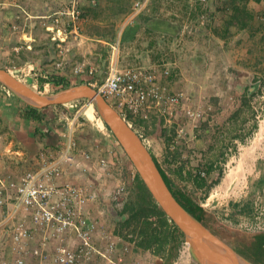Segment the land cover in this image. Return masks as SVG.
I'll return each instance as SVG.
<instances>
[{
    "label": "crops",
    "instance_id": "crops-1",
    "mask_svg": "<svg viewBox=\"0 0 264 264\" xmlns=\"http://www.w3.org/2000/svg\"><path fill=\"white\" fill-rule=\"evenodd\" d=\"M135 1L83 0L82 32L77 40L72 36L68 37L71 47L61 55L56 41L40 24L39 16L68 4L69 0H0L1 66H22L32 60V67L39 68L42 76L51 81L40 79L39 82L44 83H39L38 88L34 89V84L35 87L38 84L34 82L33 88H30L39 95H50L62 89L101 82L105 75L99 76L95 64L104 55L103 51L108 50V55L105 54L108 64L113 58H117L119 64L124 45L137 40L139 46L135 56L140 57L137 61L154 66L157 82L164 91L173 92L177 80L186 82L187 79L183 67L184 64L187 65L190 52H193L190 46L192 33L224 36L229 32V28H225V19L230 12L225 11L227 14L220 16L223 8H217L216 5L212 7L216 0L205 3L169 0L179 3V6L175 4L177 9L172 4L163 7V0H148L145 7L137 13L133 11ZM152 1L158 3L151 5ZM235 2L240 3L239 0ZM230 7L232 8V3ZM202 18L205 22H201ZM195 20L197 24L193 25ZM205 24L208 32L204 31ZM13 25H17V29L12 28ZM131 25H136L137 28L129 39L122 40V33ZM241 30L238 26L234 32L232 39L235 43L242 42ZM200 40L204 42L203 38ZM164 58L171 60L175 66L169 75L162 74L163 66L160 62ZM90 67L96 68L93 73L89 72ZM77 68L80 70L76 71ZM48 76H59L64 81L56 84L53 77ZM47 85L52 91H48ZM112 100L111 103L115 106L116 99ZM65 103L33 106L0 81V186L6 185L9 180L17 181L25 170L36 167L40 162L41 152H56L63 130L71 127L79 146L88 150L91 157L86 159L79 152H74L72 161L65 163V171L58 179L72 180L95 192V197L88 201L87 208L100 219L103 229L122 238L117 243L116 255H123L124 264H172L178 246L171 253L172 241L161 244L160 238L165 226L160 224L155 213H150L155 198L149 194L148 187L140 181L137 172L132 174L131 160L122 144L110 133L108 126H105L106 130L102 128V119L93 114L88 105L83 109L85 118L77 110L65 109L62 106ZM154 109L157 108L150 107L149 111ZM129 114L132 113L127 112L124 117L127 119ZM159 115L161 114L158 113ZM126 121L131 124L129 119ZM210 159L207 163L213 161ZM122 181L127 189L125 203L122 208H117L112 200V192ZM13 196L15 192L11 190V200ZM3 213L0 207V218L4 216ZM22 218L31 226L30 217L19 211L2 226V233ZM172 228V224L168 223L167 229ZM73 238L72 234L69 246L76 248L77 243L71 242ZM36 243L29 244L25 249V256L32 263L37 261V253L41 250ZM94 243L103 245L97 235ZM124 244L129 246L125 253L121 250ZM51 250L52 242L46 251ZM16 253V248L8 238L7 242L0 244V264H15Z\"/></svg>",
    "mask_w": 264,
    "mask_h": 264
},
{
    "label": "rangeland",
    "instance_id": "rangeland-1",
    "mask_svg": "<svg viewBox=\"0 0 264 264\" xmlns=\"http://www.w3.org/2000/svg\"><path fill=\"white\" fill-rule=\"evenodd\" d=\"M163 1V7L172 4L177 9L176 6H179V3L173 1ZM155 3L158 2L152 1L151 5ZM231 3V0H216L212 7L216 5L217 8H223L219 15L227 14L225 11L230 12ZM210 4L209 2V6ZM246 6L252 18L241 27L242 42L235 43L232 39L238 27L234 24L224 36L192 33L190 46L193 52H190L187 65L184 64L183 67L186 82L177 80L173 87L174 91H183L185 97L175 106L169 121L158 116L155 109L148 112L145 122L147 126L136 125L132 119L129 120L132 128L142 134L141 139L148 150L170 172L175 183L191 193L204 208L207 214L205 225L234 247H243L251 241L253 234L258 233L244 229L239 222L250 212L247 209L255 194L264 192V182L260 181L264 175V0H248ZM39 19L43 25L42 19ZM192 24L196 25V20ZM204 27V31L208 32L207 24ZM138 46L137 40L124 45L120 55L121 66L142 64L137 61L140 57L135 56L138 54ZM103 52L101 53L104 55L95 64L99 76L105 75L107 71L108 60L105 57L108 50ZM208 55L216 57L207 58ZM4 56L7 58V54ZM32 63L31 60L22 66H1L0 61V67L7 69L31 88L34 82H38L37 87L34 84V89H37L39 83H44L39 80L46 77L42 76L39 68L32 67ZM179 76L183 77L181 74ZM48 89L52 91L50 87ZM106 99L113 106L111 101L114 98ZM62 106L79 111L85 118L83 109L88 107L102 119V128L107 126L94 103L87 98L69 101ZM187 107L200 110L201 117L195 121L188 119L185 116ZM178 127L186 131L184 136L176 135ZM108 130L114 134L110 128ZM164 130L167 136H171V147L172 144L182 146L180 156L187 168L199 167L206 170L208 159L213 160L211 163L214 167L206 174L207 184L204 187L199 188L190 180H181L171 172L176 165L173 160L166 158V137L162 134ZM130 170L137 172L132 160ZM229 172L232 174L227 178L226 174ZM182 250L178 242L173 260L181 255L183 264H200L193 258L190 249L186 250L185 247L184 253Z\"/></svg>",
    "mask_w": 264,
    "mask_h": 264
},
{
    "label": "built area",
    "instance_id": "built-area-1",
    "mask_svg": "<svg viewBox=\"0 0 264 264\" xmlns=\"http://www.w3.org/2000/svg\"><path fill=\"white\" fill-rule=\"evenodd\" d=\"M192 1L205 3L208 0ZM147 2L148 0H136L133 3V11L137 13ZM81 4L82 0H69L68 4L39 16L45 30L56 41L61 55L71 47L68 37L72 36L77 40L82 32ZM201 22H205V19L202 18ZM12 28L17 29V25ZM160 63L164 75H169L175 67L167 58L162 59ZM153 68L154 66L149 64L121 66L117 58H113L107 66L104 79L91 85L105 98L116 99L115 107L123 116L129 112L146 117L150 107H156L157 112L169 121L175 106L185 94L180 90L164 91L157 82ZM95 69L90 67L89 72L93 73ZM79 70L80 68L76 69ZM201 114L198 109H185V116L192 121L198 120ZM185 134L186 131L178 127L176 135ZM139 135L142 137V134ZM61 136L56 152H41L40 162L36 167L25 170L17 181L9 180L6 185L0 186V207L4 211V216L0 218V244L7 242L9 238L17 252L14 257L15 264H124L123 255H116L117 243L122 241V238L110 230L103 229L100 219L87 208V203L95 197V192L72 180L58 179L65 171V163L72 161L74 152H79L86 159L91 157L88 150L79 146L71 127L63 130ZM196 172L202 176L206 173L202 168H198ZM135 173L136 171L132 170V174ZM11 190L15 192L12 200ZM126 192L124 181L115 186L112 192L115 207L124 206ZM19 211L30 217L31 226L22 218L2 233V226ZM239 224L249 231H264V192L255 194L250 212ZM72 234L74 238L71 242L77 243L76 248L69 246ZM96 235L103 245L94 243ZM184 238L180 241L182 253L185 247L186 250L190 249L188 240ZM35 242L42 251L37 253V261L32 263L25 256V249ZM50 242L52 250L49 252L46 250ZM121 250L123 253L127 252L128 244H124ZM181 257L180 255L173 260V264H183Z\"/></svg>",
    "mask_w": 264,
    "mask_h": 264
},
{
    "label": "water",
    "instance_id": "water-1",
    "mask_svg": "<svg viewBox=\"0 0 264 264\" xmlns=\"http://www.w3.org/2000/svg\"><path fill=\"white\" fill-rule=\"evenodd\" d=\"M0 81L14 90L24 101L36 107L54 106L79 98L92 101L136 166L139 176L158 205L184 233L189 242L190 252L198 263L264 264L238 252L234 246L214 233L180 204L165 183L140 135L96 88L87 84L62 89L50 95H39L1 67Z\"/></svg>",
    "mask_w": 264,
    "mask_h": 264
},
{
    "label": "trees",
    "instance_id": "trees-1",
    "mask_svg": "<svg viewBox=\"0 0 264 264\" xmlns=\"http://www.w3.org/2000/svg\"><path fill=\"white\" fill-rule=\"evenodd\" d=\"M235 1L238 0H231L232 2V10H230V13L228 14L226 20H225V28L228 29L230 25H238L239 27L245 26L248 21L252 18L251 12L247 9L246 3L248 0H239L240 3L237 4ZM259 1V0H256ZM137 28L136 25H131L128 27L124 33L121 35V39H129L132 35V33ZM54 79V82L56 84L63 82L64 78L59 76H52ZM50 77V78H52ZM45 79H41V81H44ZM31 109L36 110L35 107H31ZM127 119H132L133 122L136 125L142 124L146 125L145 123L147 118L141 114L127 115ZM106 125L109 127L107 122L105 121ZM145 127V126H143ZM110 128V127H109ZM164 137H166V158L169 160H173L175 162L176 167L171 171L173 172L177 177H179L181 180L185 181H192L195 186L202 188L207 184V177L206 174H209L210 171L213 169V163H209L206 167V173L204 176L200 175L196 172L198 168H187L186 163L184 160H181V149L182 146L180 144L173 145L171 147V136H167L165 133V130L162 132ZM152 154V157L154 159V162L159 169L165 183L167 184L168 188L172 192V194L175 196V198L180 202V204L190 213H192L198 220L202 221L204 224H206V212L204 208L201 206V204L192 196L191 193H189L185 188L177 185L175 183V180L173 177H171L170 172L164 168V166L161 164V162L158 160L157 156L150 151ZM137 176L140 179V181L146 186L145 182L141 179L137 172ZM260 181L264 182V175L261 177ZM147 188V186H146ZM148 189V188H147ZM149 194H151L150 190ZM152 196V194H151ZM154 199V198H153ZM150 213H155L158 218L161 225L165 226V229L162 232L161 235V244L166 243L167 241H172V245L170 247V252L172 253L173 248L177 247L178 242L181 241L182 237H184V233L181 231V229L175 224L173 219L166 214V212L158 205L157 201L154 199L153 206L150 209ZM172 224L173 228L171 230L167 229V224ZM152 241V239H149ZM158 240V239H157ZM236 250L247 257L252 258L255 262H264V231L258 232L254 235V241L251 243V245H244L243 247L236 248Z\"/></svg>",
    "mask_w": 264,
    "mask_h": 264
},
{
    "label": "flooded vegetation",
    "instance_id": "flooded-vegetation-1",
    "mask_svg": "<svg viewBox=\"0 0 264 264\" xmlns=\"http://www.w3.org/2000/svg\"><path fill=\"white\" fill-rule=\"evenodd\" d=\"M255 234H256V233H255ZM255 234H253L251 241L245 244L246 246L251 245V243L254 241V235H255ZM236 248H240V245L235 246V249H236Z\"/></svg>",
    "mask_w": 264,
    "mask_h": 264
},
{
    "label": "bare ground",
    "instance_id": "bare-ground-1",
    "mask_svg": "<svg viewBox=\"0 0 264 264\" xmlns=\"http://www.w3.org/2000/svg\"><path fill=\"white\" fill-rule=\"evenodd\" d=\"M232 174V172H229L226 174V177L228 178L230 175ZM185 255V254H184ZM185 259V258H184Z\"/></svg>",
    "mask_w": 264,
    "mask_h": 264
}]
</instances>
